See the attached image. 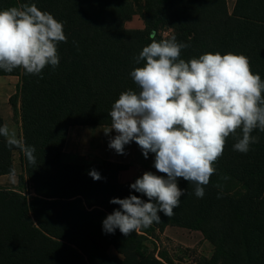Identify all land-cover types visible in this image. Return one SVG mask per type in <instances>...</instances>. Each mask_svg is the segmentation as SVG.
<instances>
[{
  "label": "trees",
  "instance_id": "16d2710c",
  "mask_svg": "<svg viewBox=\"0 0 264 264\" xmlns=\"http://www.w3.org/2000/svg\"><path fill=\"white\" fill-rule=\"evenodd\" d=\"M143 1L144 30L128 31L123 23L134 15L133 0H0V9L35 3L63 23L67 37L58 45L56 68L47 66L39 75L0 70V77L18 78L8 101L20 122V144L35 148L30 163L21 147L0 136V176L13 175L17 153L18 187L27 181L33 192L28 200L19 190L0 187V264H171L143 247L167 227L199 232L212 246L211 257L198 264H264V132L253 131L257 142L247 153L233 149L239 133L230 136L203 198L178 178L184 194L174 215L161 212L160 223L128 236L119 229L106 233L102 223L120 207L110 203L113 198L136 195L147 202L131 184L118 183L126 167L62 160L70 127L110 126L119 94L137 90L130 76L139 66L135 57L151 42L150 33L163 39V27L172 30L169 38L188 45L181 58L243 54L264 79V24L230 16L226 0ZM92 170L100 180H93Z\"/></svg>",
  "mask_w": 264,
  "mask_h": 264
},
{
  "label": "clouds",
  "instance_id": "9594fccd",
  "mask_svg": "<svg viewBox=\"0 0 264 264\" xmlns=\"http://www.w3.org/2000/svg\"><path fill=\"white\" fill-rule=\"evenodd\" d=\"M155 37L150 33L151 42L135 57L139 66L130 76L137 90L119 94L105 134L115 132L109 147L118 154L133 141L146 159L154 154L161 175L146 171L130 185L147 202L136 195L110 201L120 207L103 220L106 233L119 229L128 236L160 223L161 212L174 215L184 194L178 178L195 185V196L203 198L227 139L239 133L233 149L247 153L257 142L253 131L264 132V79L252 71L247 56L206 52L185 60L181 51L187 44L175 36ZM61 42H67L63 23L35 3L0 9V70L39 75L47 66L56 68ZM0 136L35 163V148L22 146L6 124L0 126ZM89 175L101 179L95 170Z\"/></svg>",
  "mask_w": 264,
  "mask_h": 264
},
{
  "label": "crops",
  "instance_id": "0c3cea01",
  "mask_svg": "<svg viewBox=\"0 0 264 264\" xmlns=\"http://www.w3.org/2000/svg\"><path fill=\"white\" fill-rule=\"evenodd\" d=\"M238 0H226L227 11L232 16H240L236 8ZM13 79V80H10ZM18 83L17 77H0V118L3 125H7L10 132L16 133L21 142L20 122L13 118L9 98L15 93ZM110 126H75L67 131L63 145L62 159L71 164H101L109 162L123 165L126 168L117 174V181L121 185L132 184L146 171L157 175L160 173L154 168V154L150 153L146 159L139 146L133 141L125 145L124 154H118L109 147L110 140L115 132L105 134ZM20 170L14 166L13 175L0 176V187L15 189L18 187L17 175ZM167 227L164 230L173 229ZM167 229V230H166Z\"/></svg>",
  "mask_w": 264,
  "mask_h": 264
},
{
  "label": "rangeland",
  "instance_id": "374dc122",
  "mask_svg": "<svg viewBox=\"0 0 264 264\" xmlns=\"http://www.w3.org/2000/svg\"><path fill=\"white\" fill-rule=\"evenodd\" d=\"M133 6L134 15L123 23V28L128 31H142L144 30V24L141 12L144 1L133 0ZM236 8L239 10L238 14L240 16L228 14L235 18L264 24V0H238ZM159 34L163 39H167L171 36L172 30L163 27L160 29ZM15 120L18 121V117ZM13 164L21 173V164L17 153L13 155ZM12 190H19L28 200L33 196L27 181L24 182L21 188L16 187ZM143 247L146 254H153L157 259L161 260L160 258H162L164 261H170L171 264H198L203 258L209 259L213 253L212 246L203 238L201 233L176 227L158 233L154 239H147ZM108 254L110 256L116 255L112 248L108 250Z\"/></svg>",
  "mask_w": 264,
  "mask_h": 264
}]
</instances>
